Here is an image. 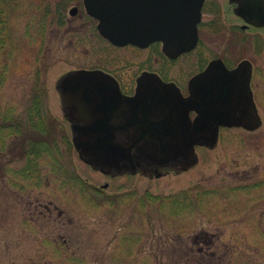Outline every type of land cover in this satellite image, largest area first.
<instances>
[{"label":"rangeland","instance_id":"374dc122","mask_svg":"<svg viewBox=\"0 0 264 264\" xmlns=\"http://www.w3.org/2000/svg\"><path fill=\"white\" fill-rule=\"evenodd\" d=\"M222 5L224 27L205 24V47L174 69L191 74L204 48L207 61L225 47L230 62L255 60L254 84L264 106V28L234 32L233 25L244 22L228 0ZM6 10L0 39V264H264V125L250 134L230 130L215 147L196 149L195 166L163 177L109 178L58 138L59 154L30 164L21 156L24 135L1 130L5 121L24 120L34 90L41 89L50 114L70 133L57 88L61 78L122 63L107 61L108 44L82 0H16ZM214 17L205 13V23ZM106 183L114 197L96 190Z\"/></svg>","mask_w":264,"mask_h":264},{"label":"water","instance_id":"95a60500","mask_svg":"<svg viewBox=\"0 0 264 264\" xmlns=\"http://www.w3.org/2000/svg\"><path fill=\"white\" fill-rule=\"evenodd\" d=\"M203 2L84 0V5L87 13L99 20L101 35L114 44L147 46L162 41L164 52L173 57L196 47ZM231 3L236 4L235 13L247 24L264 27V0H231ZM98 75L82 70L72 72L60 81L68 89L62 93L63 102L74 101L76 117L83 120L86 129L90 128L86 130L87 137L73 139L75 149L84 162L97 170H102L107 160L114 164L128 157L139 146L154 152L156 157L183 158L184 169H188L197 163L195 146H215L220 127L244 126L255 130L261 125L250 87L252 63L247 60L234 70L228 69L220 59L213 60L205 71L190 81V95L180 100L187 110L197 111L198 116L191 121L182 114L179 134L183 137L180 138L117 140L103 136L104 111L118 107L113 90L106 89V82ZM157 107L170 110L165 105ZM242 108H247L248 115L241 116ZM243 117L249 120L245 121ZM170 118L168 120L173 122ZM135 157L142 158L140 155ZM128 159L132 161V158Z\"/></svg>","mask_w":264,"mask_h":264},{"label":"flooded vegetation","instance_id":"af4514ba","mask_svg":"<svg viewBox=\"0 0 264 264\" xmlns=\"http://www.w3.org/2000/svg\"><path fill=\"white\" fill-rule=\"evenodd\" d=\"M83 2V0H82ZM229 7L234 9L235 3H231L228 0ZM84 6V4H83ZM85 9V8H84ZM223 9L222 0H204L202 6V20L199 23L198 34L199 41L195 49L190 52L181 53L177 56H169L163 50L161 41L151 42L147 46H138L134 44L116 45L110 40L100 35L97 29L98 21L89 18L95 22V29L99 36L105 43H107V50L111 52V58L107 60L109 64H118L111 66H92L89 68H80L74 71H90L97 72L103 80L106 89L113 90L112 93L117 98V109L111 111H104V128L103 136L106 138H113L117 140H137V139H169V138H180L183 135L179 134V127L182 124V114L189 117L191 121H194L198 112L195 110H187L183 102L180 100L181 97L186 98L190 95L189 84L190 81L198 74L205 71L209 63L213 60H222L228 69L234 70L242 61H249L252 63V77L250 87L254 96V102L260 117L261 125L259 128L252 130L244 126H232V127H220L219 139L228 133L230 130H241L245 134H250L260 130L264 125V106H262L263 95L258 93L255 89L254 78L256 76L257 69L255 67V60L245 57L236 62H230L225 55V47L222 51L215 54L211 59L205 60V51L200 53V59L198 60L197 70L190 74L185 68L180 72H177L175 66L182 61L183 58L192 55L204 44L202 39L203 27L206 25L213 26L215 29L221 31L224 27L221 20V12ZM80 7L74 11H79ZM212 13L215 17L205 23V13ZM235 14V12H234ZM236 15V14H235ZM237 16V15H236ZM239 17V16H237ZM240 18V17H239ZM241 19V18H240ZM242 20V19H241ZM243 21V20H242ZM244 22V21H243ZM234 32L247 31L248 28H256L254 26H247L244 22L242 25H233ZM260 29V28H256ZM229 51H233L234 39H230ZM262 41L258 40V46L262 45ZM205 47V44H204ZM67 75V74H66ZM65 75V76H66ZM68 89L64 87V84L59 85V94L61 95V105L63 110V119L70 126L69 131H65L61 124V121L50 114L48 122L50 125L52 135L58 139H74L87 137L86 124L82 119L76 117L75 104L72 100L63 102L62 93ZM116 91V92H114ZM110 93L111 96L113 94ZM108 93L106 94V96ZM242 96V94H241ZM168 106L170 110H160L157 106ZM241 116L248 115L247 108H242ZM78 115V114H77ZM173 118V122L169 121L168 118ZM170 118V119H171ZM245 118L248 121L249 118ZM241 119V118H240ZM68 130V129H67ZM60 134L58 135L57 134ZM242 132L237 133V136L245 134ZM217 141V143H218ZM217 145V144H216ZM204 147V146H203ZM209 148H213L207 146ZM124 148V147H123ZM148 151V152H147ZM125 152L123 151V154ZM135 155H140L142 158L138 159ZM132 158V161L130 159ZM186 166L185 160L182 158H171V157H156L154 152L146 150L142 146H139L128 154V157L121 158L116 163H111L107 160L102 170L105 176L109 178H117L123 176H138L140 174L150 175L154 174L157 177H163L175 170H184ZM258 184V183H257ZM259 184H264V181H260ZM110 187L108 183L103 185L101 189H96L102 193H106V190ZM108 197H114L113 194H107Z\"/></svg>","mask_w":264,"mask_h":264},{"label":"trees","instance_id":"16d2710c","mask_svg":"<svg viewBox=\"0 0 264 264\" xmlns=\"http://www.w3.org/2000/svg\"><path fill=\"white\" fill-rule=\"evenodd\" d=\"M15 2L16 0H0V39L2 36V32L4 31V26L6 24L5 21H7L8 17L6 16L4 18L3 16V14L5 13L4 8L7 9V14L8 11L10 13ZM45 96L46 93L41 89L34 90L31 100L32 105H30L27 109L24 120L15 121L12 119V123L9 126H5V123H7L6 121L4 125L1 126V130L8 131L10 136L18 134L24 135L23 141H26V144L25 146L24 144L21 145L23 148L21 156L27 158L30 164L34 162L36 163V159L45 154L52 156H54L55 154H59L57 140H55V137H53V140H50V137L53 135L48 126L50 124H47L49 112L47 106L45 105V101L43 100ZM37 132H39V134L34 135ZM61 140L64 141L69 148H72L71 141H69L68 139ZM4 142L5 140H0L1 146L4 145ZM3 148L4 147H0V149ZM76 178H74V180L82 183L80 179Z\"/></svg>","mask_w":264,"mask_h":264}]
</instances>
